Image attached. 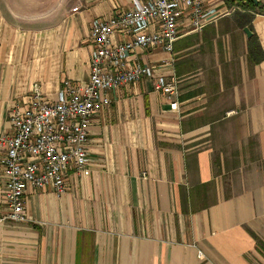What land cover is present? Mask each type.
I'll return each instance as SVG.
<instances>
[{"label":"crops","instance_id":"obj_1","mask_svg":"<svg viewBox=\"0 0 264 264\" xmlns=\"http://www.w3.org/2000/svg\"><path fill=\"white\" fill-rule=\"evenodd\" d=\"M208 3L220 16L202 32L185 22L172 55L139 56L176 79L177 95L149 79L111 92L91 124L92 162L66 194L28 191L29 222L0 224V264H264V59L251 60L236 7ZM130 7L0 0V136L35 85L54 101L65 80L86 83L94 20ZM250 14L264 54V15Z\"/></svg>","mask_w":264,"mask_h":264},{"label":"built area","instance_id":"obj_2","mask_svg":"<svg viewBox=\"0 0 264 264\" xmlns=\"http://www.w3.org/2000/svg\"><path fill=\"white\" fill-rule=\"evenodd\" d=\"M130 1L128 10L94 20V51L86 83L65 80L54 101L35 85L23 102L11 108L12 132L0 136L8 209L0 224L29 222L25 212L29 190L67 193L71 173L82 172L92 162L87 149L91 124L99 111L111 105V92L149 79L156 92L175 97L176 79L141 63L139 56L150 51L172 55L185 22L188 32L200 33L220 16L209 0ZM172 63L173 59L165 62ZM171 108L177 109L178 103Z\"/></svg>","mask_w":264,"mask_h":264},{"label":"trees","instance_id":"obj_3","mask_svg":"<svg viewBox=\"0 0 264 264\" xmlns=\"http://www.w3.org/2000/svg\"><path fill=\"white\" fill-rule=\"evenodd\" d=\"M245 1V0H244ZM247 1V0H246ZM240 4L243 7H249V9H260V12H254L253 14H260V15H264V13H262V11H264V7L260 4H255L254 0H251L250 2L247 1V6L244 4L243 5V1L240 2ZM249 4V5H248ZM246 11H248V9H245ZM239 16L242 18V22L238 23L241 29H244L245 27H249V29L251 31H253L252 27L250 26L251 21L253 16H242L239 14ZM249 56L251 58V60L253 61H262L264 59V54L263 51L261 49V47L258 44V40L256 37L251 38V41L249 43Z\"/></svg>","mask_w":264,"mask_h":264},{"label":"rangeland","instance_id":"obj_4","mask_svg":"<svg viewBox=\"0 0 264 264\" xmlns=\"http://www.w3.org/2000/svg\"><path fill=\"white\" fill-rule=\"evenodd\" d=\"M228 5H231V6H234L236 7V12H235V15L233 17H236V18H239V13L240 14H243L245 13L244 11H246L245 9H248V11L246 12V16H251L250 13H254V12H260V9H249V7H243L240 2L243 1V5L247 4V1L250 2L251 0H237V1H234V0H224ZM255 1V4H260L264 7V0H254ZM235 2V3H234ZM236 4V5H235ZM249 5V4H248ZM247 6V5H246ZM262 13H264V11H262Z\"/></svg>","mask_w":264,"mask_h":264},{"label":"water","instance_id":"obj_5","mask_svg":"<svg viewBox=\"0 0 264 264\" xmlns=\"http://www.w3.org/2000/svg\"><path fill=\"white\" fill-rule=\"evenodd\" d=\"M244 33L246 34L248 39L252 38V36H253V33L251 32V30L248 27L244 28Z\"/></svg>","mask_w":264,"mask_h":264}]
</instances>
